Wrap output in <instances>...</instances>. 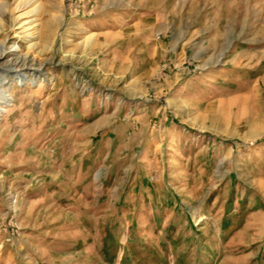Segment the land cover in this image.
<instances>
[{"label":"rangeland","instance_id":"1","mask_svg":"<svg viewBox=\"0 0 264 264\" xmlns=\"http://www.w3.org/2000/svg\"><path fill=\"white\" fill-rule=\"evenodd\" d=\"M20 1L0 264H264V0Z\"/></svg>","mask_w":264,"mask_h":264},{"label":"bare ground","instance_id":"2","mask_svg":"<svg viewBox=\"0 0 264 264\" xmlns=\"http://www.w3.org/2000/svg\"><path fill=\"white\" fill-rule=\"evenodd\" d=\"M30 1H34V2H37L38 0H30ZM22 4H23V2H22V0L18 3V8H21L22 7ZM42 5V4H41ZM41 5H40V3L39 4H37V6L32 10V12H31V15H38V13H39V11L41 10ZM35 12V13H34ZM28 13H30V12H28ZM23 13H21L20 15H22ZM30 17V16H29ZM36 23V24H35ZM39 24H40V22H38V19L37 18H31L30 17V19H28V17H27V20L26 21H24V23H23V25L22 26H26V27H28V28H33V29H35V30H37L38 28V26H39ZM0 88H2V87H0ZM2 91V90H1Z\"/></svg>","mask_w":264,"mask_h":264}]
</instances>
